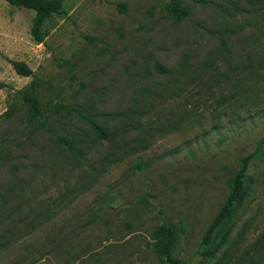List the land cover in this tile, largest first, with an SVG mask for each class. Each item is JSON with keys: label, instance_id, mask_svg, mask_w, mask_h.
<instances>
[{"label": "rangeland", "instance_id": "rangeland-1", "mask_svg": "<svg viewBox=\"0 0 264 264\" xmlns=\"http://www.w3.org/2000/svg\"><path fill=\"white\" fill-rule=\"evenodd\" d=\"M60 5L38 43L35 12L0 0V264H164L160 225L190 264H264V0ZM245 158L229 240L204 259Z\"/></svg>", "mask_w": 264, "mask_h": 264}, {"label": "trees", "instance_id": "trees-1", "mask_svg": "<svg viewBox=\"0 0 264 264\" xmlns=\"http://www.w3.org/2000/svg\"><path fill=\"white\" fill-rule=\"evenodd\" d=\"M9 5L15 7H22L25 9H30L35 12L32 26H31V36L38 43L42 42L41 36V26L44 21L51 17L53 14H58L62 11L60 5V0H5ZM170 9L179 18L184 14V11L180 9L179 2L173 1L171 3ZM15 73L22 77H30L33 75V71L29 69L24 63L12 62L11 63ZM25 98L30 102V108L35 116L38 112L37 103L32 99L31 94H26ZM93 130L99 138L108 139L105 131L96 125L93 126ZM262 144H264V136L262 139ZM64 148L77 152L71 143V141L63 139L61 140ZM247 166V158L243 160L242 167L239 173L236 175L231 192L226 198L225 202L219 209L217 215L213 219L212 223L206 230L204 236L202 237L201 244L203 248L199 254L204 259H214L216 254L227 244L230 236L231 227L223 230L227 223L231 220L234 215L235 210L241 205L246 197L247 191L244 185V172ZM221 233L218 242L214 244L216 236ZM175 240V234L169 226L160 225L155 231V246L159 251L164 264H190L189 262L183 261L172 255L173 244ZM260 246L264 249V233L260 237Z\"/></svg>", "mask_w": 264, "mask_h": 264}]
</instances>
